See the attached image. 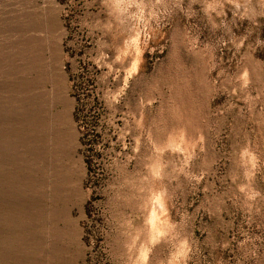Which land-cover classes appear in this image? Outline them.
Wrapping results in <instances>:
<instances>
[{
	"label": "rangeland",
	"instance_id": "374dc122",
	"mask_svg": "<svg viewBox=\"0 0 264 264\" xmlns=\"http://www.w3.org/2000/svg\"><path fill=\"white\" fill-rule=\"evenodd\" d=\"M0 264H264V0H0Z\"/></svg>",
	"mask_w": 264,
	"mask_h": 264
}]
</instances>
